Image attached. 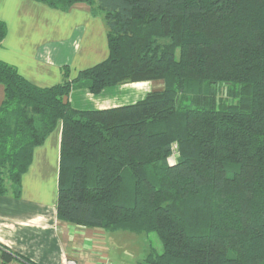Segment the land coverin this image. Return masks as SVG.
<instances>
[{
	"label": "trees",
	"instance_id": "obj_1",
	"mask_svg": "<svg viewBox=\"0 0 264 264\" xmlns=\"http://www.w3.org/2000/svg\"><path fill=\"white\" fill-rule=\"evenodd\" d=\"M35 1L88 5L109 56L49 88L0 60V196L20 195L61 122V221L156 233L162 252L136 264H264V0ZM6 34L0 21V45ZM148 81L165 87L132 105L69 102L77 87Z\"/></svg>",
	"mask_w": 264,
	"mask_h": 264
},
{
	"label": "crops",
	"instance_id": "obj_2",
	"mask_svg": "<svg viewBox=\"0 0 264 264\" xmlns=\"http://www.w3.org/2000/svg\"><path fill=\"white\" fill-rule=\"evenodd\" d=\"M0 21L7 27L0 60L42 88L61 83L66 68L75 79L109 56L105 22L83 3L62 11L35 0H0ZM164 87L162 81L125 83L98 95L77 87L69 102L77 110H107L135 104ZM4 99L5 89L0 85V106ZM61 135L58 122L35 148L20 195L0 196V264H67L70 259L77 264L112 262L108 231L58 218Z\"/></svg>",
	"mask_w": 264,
	"mask_h": 264
},
{
	"label": "rangeland",
	"instance_id": "obj_3",
	"mask_svg": "<svg viewBox=\"0 0 264 264\" xmlns=\"http://www.w3.org/2000/svg\"><path fill=\"white\" fill-rule=\"evenodd\" d=\"M223 94H225L224 91ZM111 233L108 232L110 235L108 238V250L111 254L112 262H115L114 264H135L143 260L151 248L162 252L163 246L156 233L149 235H137L122 231Z\"/></svg>",
	"mask_w": 264,
	"mask_h": 264
},
{
	"label": "built area",
	"instance_id": "obj_4",
	"mask_svg": "<svg viewBox=\"0 0 264 264\" xmlns=\"http://www.w3.org/2000/svg\"><path fill=\"white\" fill-rule=\"evenodd\" d=\"M177 157H178V154L175 152L170 158V163H174ZM67 264H77V263L76 261L70 259L68 260ZM98 264H113V263L108 259H104V260L99 261Z\"/></svg>",
	"mask_w": 264,
	"mask_h": 264
}]
</instances>
